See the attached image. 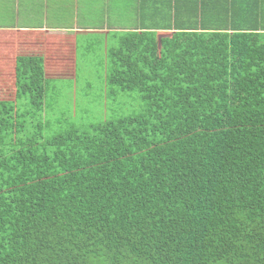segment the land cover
<instances>
[{
	"label": "trees",
	"instance_id": "obj_1",
	"mask_svg": "<svg viewBox=\"0 0 264 264\" xmlns=\"http://www.w3.org/2000/svg\"><path fill=\"white\" fill-rule=\"evenodd\" d=\"M204 3L125 15L143 26L103 99L144 111L54 137L47 100L84 55L0 31V264H264V17Z\"/></svg>",
	"mask_w": 264,
	"mask_h": 264
},
{
	"label": "crops",
	"instance_id": "obj_2",
	"mask_svg": "<svg viewBox=\"0 0 264 264\" xmlns=\"http://www.w3.org/2000/svg\"><path fill=\"white\" fill-rule=\"evenodd\" d=\"M122 1L0 0V20L2 21L0 22V31L33 34L41 43L44 41L47 46H52V51L57 49L56 57L61 59L64 57L66 60L68 51L72 54V51L77 50L80 46L89 53L95 49L96 45L98 46L99 42L97 41L99 40L105 42L108 52L115 45L116 38H121L120 35L143 26L141 22L127 25V21L122 23L120 19H115L114 23L119 24L116 26L110 19L112 11L116 16L129 14L138 17V19L146 17V25L153 29L152 24L156 20L155 17L159 15L158 10L161 4L166 5L164 13L168 16L184 17L191 14L190 3L195 4L197 0H165V2L161 0L160 5V0H132L133 4H127L124 0V5L121 3ZM211 1L215 2V8L224 10L222 14L227 13L230 16L238 17L244 13L243 10H248L243 15L264 17V0H203L209 9L212 8ZM243 1L246 2L245 6L242 5L245 3ZM4 16L10 17V19ZM94 17L102 18L99 20L96 18L97 23H95L93 22ZM259 24L263 26L264 21L260 20ZM247 25L249 26L248 18ZM81 38L85 39L83 45L79 43ZM73 61L78 62L75 58ZM75 70L78 72V68Z\"/></svg>",
	"mask_w": 264,
	"mask_h": 264
},
{
	"label": "rangeland",
	"instance_id": "obj_3",
	"mask_svg": "<svg viewBox=\"0 0 264 264\" xmlns=\"http://www.w3.org/2000/svg\"><path fill=\"white\" fill-rule=\"evenodd\" d=\"M126 2L133 4L132 0H126ZM121 3L124 5L125 1L123 0ZM114 14L115 12L112 11L110 16L114 25H119L114 23L115 19L126 23L125 15L116 16ZM4 17L10 19L8 16ZM23 19L25 18L23 17ZM0 22L2 21L0 20ZM93 22L97 23L95 19ZM84 41L85 39L81 38L80 45H83ZM107 49L105 42L102 41L87 54L84 47L78 46L79 54L84 55L80 57L79 65H65L66 73L58 77L54 90L50 92L52 98L47 100L45 115L47 131L45 134L48 137L63 133L72 125L83 129L105 121L115 120L119 116L138 115L144 111L145 106L137 92H119L113 100L105 101V98L103 99L104 89L107 85L105 78L109 75L106 69ZM66 54L68 58L69 51ZM55 65L58 67L57 64ZM76 68H78V72L74 71Z\"/></svg>",
	"mask_w": 264,
	"mask_h": 264
}]
</instances>
